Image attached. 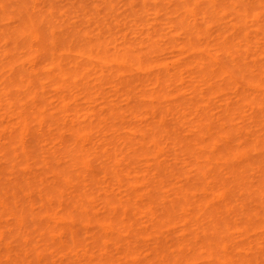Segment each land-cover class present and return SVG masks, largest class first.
<instances>
[{
    "label": "bare ground",
    "instance_id": "6f19581e",
    "mask_svg": "<svg viewBox=\"0 0 264 264\" xmlns=\"http://www.w3.org/2000/svg\"><path fill=\"white\" fill-rule=\"evenodd\" d=\"M0 236L264 264V0H0Z\"/></svg>",
    "mask_w": 264,
    "mask_h": 264
},
{
    "label": "rangeland",
    "instance_id": "374dc122",
    "mask_svg": "<svg viewBox=\"0 0 264 264\" xmlns=\"http://www.w3.org/2000/svg\"><path fill=\"white\" fill-rule=\"evenodd\" d=\"M22 240L13 245L14 251L9 248V237L2 238L0 236V264H68V261L63 259L62 256L66 253L65 249L61 245V241L53 243L52 247L49 248L45 244L50 242L49 236L46 241H41L37 246L31 245L26 246L22 244ZM92 247L95 245H91ZM32 249L27 251V249ZM53 251V255H49ZM46 254L45 259L40 260L37 257V253ZM19 254V257L16 255ZM77 257H72L73 264H78ZM55 261V263H54Z\"/></svg>",
    "mask_w": 264,
    "mask_h": 264
}]
</instances>
